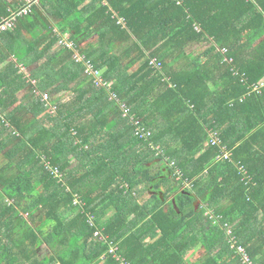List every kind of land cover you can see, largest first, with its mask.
<instances>
[{"label": "trees", "instance_id": "trees-1", "mask_svg": "<svg viewBox=\"0 0 264 264\" xmlns=\"http://www.w3.org/2000/svg\"><path fill=\"white\" fill-rule=\"evenodd\" d=\"M25 4L0 0V264H264V0Z\"/></svg>", "mask_w": 264, "mask_h": 264}, {"label": "built area", "instance_id": "built-area-1", "mask_svg": "<svg viewBox=\"0 0 264 264\" xmlns=\"http://www.w3.org/2000/svg\"><path fill=\"white\" fill-rule=\"evenodd\" d=\"M25 1H26V4L23 7H21L22 9L19 11L22 15L29 14L31 12V10H32L33 5L39 3L40 0H25ZM10 25H11V21H6L5 23H0V34L3 33L4 31H6ZM61 39L62 40H68L69 37H68V35H63L61 37ZM59 43H60V41H59ZM60 44L67 45V46L72 48V44L69 43L68 41H65V42L60 43ZM79 58H81V57H79ZM89 69H91V67H89ZM89 69H88V71H89ZM90 73H93V72H90ZM43 100L46 101V102H49L50 101V95L47 94V93L44 94L43 95ZM51 109H52L53 112H56V107H52ZM223 158L229 159L230 158V154L229 153H225ZM219 159H222V157H219ZM55 173L59 177L63 176V174L61 172H59V170L55 171ZM244 174L246 175V171H244ZM189 186H190V184H189ZM76 203H79V201L76 200ZM88 222H89V224L91 226L94 225L95 224L94 217L90 216ZM95 237H97L101 241H107V238L99 230L96 231ZM240 252H244L243 255H244L245 260L249 261V257L245 254L246 253L245 250L240 248ZM109 254H112L114 257H116L120 264H129L126 261V259L122 258L120 255L117 254V247L115 245H113V244H110Z\"/></svg>", "mask_w": 264, "mask_h": 264}, {"label": "crops", "instance_id": "crops-1", "mask_svg": "<svg viewBox=\"0 0 264 264\" xmlns=\"http://www.w3.org/2000/svg\"><path fill=\"white\" fill-rule=\"evenodd\" d=\"M48 94H49V93H48ZM52 99L55 100V97H54V95L51 94V101H52ZM52 105H55V104L52 103ZM54 107H56V111H58V108H57L58 105H57V106L55 105ZM73 168H75V167H73ZM75 204H78V203L75 202ZM64 210H65V209H64ZM113 214H114L113 211L108 212V214L106 215V217L103 219V222H106V221L110 220V218L113 216ZM42 215H43V212H42V211H38V212L35 213L34 215H31V217H30V214H29V213H26V214L24 215V218H25V220H26V222H27V225H29V224H38V223H39V218H40ZM67 216H68L67 220H70V219H72V218L75 216V212H73V213H69V215H67ZM67 216H66V217H67ZM18 228H19V227H18ZM18 228H17V229H18ZM17 229H16V230H17ZM15 233H16V236H17L18 238H21V237H22L21 235H18V234H17V231H16ZM102 234H103V233H102ZM105 237H106V236H105ZM106 238H107V237H106ZM97 239H98V238H97ZM98 241H99V239H98ZM54 245H55V248H56L57 252H55V251H54V250L48 245V243H44V244L39 248V250H38V252H37V256H38V258H39L40 261H45V259L56 258V264H60L61 260H60L59 256L63 255L62 252H64L65 250H64V249H61V246H59V243H58V242L55 243ZM72 257H75V262H76V264H80V263L82 262V260L78 258V254L75 255V256H72ZM106 257H107V255H106ZM106 260H107V258H104V257L102 256V257H101V261H100V263H97V264H105Z\"/></svg>", "mask_w": 264, "mask_h": 264}, {"label": "rangeland", "instance_id": "rangeland-1", "mask_svg": "<svg viewBox=\"0 0 264 264\" xmlns=\"http://www.w3.org/2000/svg\"><path fill=\"white\" fill-rule=\"evenodd\" d=\"M50 23L51 24H55V20L54 19H51L50 18ZM56 26V28L58 27L57 25H55ZM61 35V34H60ZM81 41H82V39H80ZM59 41H60V43H63V42H65V41H68L69 43H71L72 44V48L71 47H69V46H67V45H62V44H58V46H57V50H59V49H61L62 48V46H64V47H67V48H69V49H71V50H74L75 49V42H73L72 40L70 41V39H68V40H62V39H59ZM203 47V48H199V47ZM206 45H197V44H194V45H192V46H190L191 48L189 49V51H192L194 54H198L199 52H201L203 49H204V47H205ZM223 52H224V50H223ZM16 60H15V58H12V59H10V60H8L7 61V63L8 62H15ZM40 68V64H36L34 67H31V68H22V72L25 74V78H30L31 77V75H32V72L33 71H35V70H37V69H39ZM89 69V68H88ZM133 70H135V69H133ZM132 71V70H131ZM95 75L97 74V72H95L94 73ZM31 79V78H30ZM110 84V83H109ZM109 84H107V86H108V88L110 87L109 86ZM111 85V84H110ZM109 96H110V99L111 100H116V97H115V94L113 93V92H109ZM123 108L125 109V111L126 112H128L129 111V108H127L125 105H123ZM136 137V136H135ZM139 137H140V139L142 140L143 138H142V136H140L139 135ZM146 137L147 138H150V135L149 134H147L146 135ZM144 140H147L148 141V139H144ZM152 148V147H151ZM155 148H156V150H161L162 148L160 147V146H155ZM167 161H169V159H167ZM166 166H169V164H166ZM162 168H164L163 166H162ZM169 168H170V166H169ZM164 172H166L165 174H169V170H165V168H164ZM173 180V183L172 184H174V183H176L177 182V180L176 179H172ZM151 192L152 193H156V191L155 190H151ZM149 195L147 194L143 199H142V203L144 202V201H147L148 199H149ZM204 217L205 218H207L208 217V213H206L205 215H204ZM191 257V255L188 257V258H190Z\"/></svg>", "mask_w": 264, "mask_h": 264}, {"label": "bare ground", "instance_id": "bare-ground-1", "mask_svg": "<svg viewBox=\"0 0 264 264\" xmlns=\"http://www.w3.org/2000/svg\"><path fill=\"white\" fill-rule=\"evenodd\" d=\"M224 52H225V50H224ZM224 52H223V53H224ZM260 87H261V88H264V83H262V84L260 85ZM259 90H260V88H255V91H254V92L259 91Z\"/></svg>", "mask_w": 264, "mask_h": 264}, {"label": "water", "instance_id": "water-1", "mask_svg": "<svg viewBox=\"0 0 264 264\" xmlns=\"http://www.w3.org/2000/svg\"><path fill=\"white\" fill-rule=\"evenodd\" d=\"M162 196V195H161ZM163 197V196H162ZM174 203H175V200H174Z\"/></svg>", "mask_w": 264, "mask_h": 264}]
</instances>
